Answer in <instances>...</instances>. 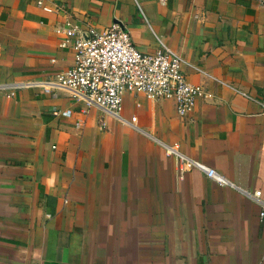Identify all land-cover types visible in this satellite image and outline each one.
I'll return each mask as SVG.
<instances>
[{"label": "crops", "instance_id": "0c3cea01", "mask_svg": "<svg viewBox=\"0 0 264 264\" xmlns=\"http://www.w3.org/2000/svg\"><path fill=\"white\" fill-rule=\"evenodd\" d=\"M112 26L185 60L211 95L192 122L142 95L118 119L54 84L64 32ZM262 105L264 0H0V264H264Z\"/></svg>", "mask_w": 264, "mask_h": 264}, {"label": "built area", "instance_id": "2783aa9c", "mask_svg": "<svg viewBox=\"0 0 264 264\" xmlns=\"http://www.w3.org/2000/svg\"><path fill=\"white\" fill-rule=\"evenodd\" d=\"M64 34L60 46L73 52V63L55 75L54 84L69 89L88 106L120 119L125 95H142L152 101L169 99L174 102L176 114L192 122L196 103L211 98L204 89L187 81L183 72L185 60L158 38L154 51L145 53L119 26L87 34L68 29ZM69 115V111L61 113L64 117ZM165 149L166 156L175 159L185 171L196 170L219 186L235 189L214 169L185 156L179 144Z\"/></svg>", "mask_w": 264, "mask_h": 264}]
</instances>
